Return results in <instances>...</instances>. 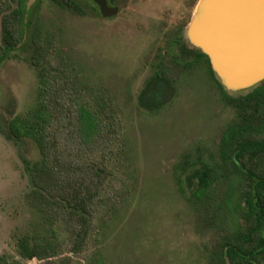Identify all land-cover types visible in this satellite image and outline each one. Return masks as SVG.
Segmentation results:
<instances>
[{"label":"rangeland","instance_id":"rangeland-1","mask_svg":"<svg viewBox=\"0 0 264 264\" xmlns=\"http://www.w3.org/2000/svg\"><path fill=\"white\" fill-rule=\"evenodd\" d=\"M117 1L118 12L104 17L41 0L30 30L72 60L85 98L108 94L121 120L130 162L125 185L102 216L101 264H210L233 232L191 196L201 168H188L179 183L174 164L196 149L219 161L222 133L236 121V111L199 59V49L185 38L197 1ZM26 39L27 31L0 62V264H38L20 257L16 242L26 234L51 236L32 184L41 155L29 136L9 128L15 119H31L36 106L37 70L28 61ZM246 89L226 90L236 97ZM236 221L247 233L249 221ZM75 260L88 264L83 256Z\"/></svg>","mask_w":264,"mask_h":264},{"label":"trees","instance_id":"trees-1","mask_svg":"<svg viewBox=\"0 0 264 264\" xmlns=\"http://www.w3.org/2000/svg\"><path fill=\"white\" fill-rule=\"evenodd\" d=\"M40 1L26 11V0H0V62L27 31L28 61L37 70L31 119H15L9 128L17 136H29L39 150L41 160L32 184L39 191L51 232L48 239L19 237L17 253L38 264H79L75 258L82 256L88 264H101L102 216L125 185L129 151L112 98L104 92L85 98L83 80L72 60L48 37L30 31ZM50 1L75 12L89 8L100 13L93 0ZM197 55L237 118L222 133L219 161L204 157L198 149L188 150L174 164V179L180 183L181 175L198 165L202 175L191 196L202 199L207 211L228 222L233 232L210 264H228L226 258L229 264H264V80L243 95L231 96L216 78L208 56L200 50ZM160 72L159 68L153 77ZM238 218L249 221L247 233L239 230ZM242 241L249 246L243 247Z\"/></svg>","mask_w":264,"mask_h":264},{"label":"water","instance_id":"water-1","mask_svg":"<svg viewBox=\"0 0 264 264\" xmlns=\"http://www.w3.org/2000/svg\"><path fill=\"white\" fill-rule=\"evenodd\" d=\"M35 1L26 0V11ZM93 1L104 17L118 12L107 0ZM200 1L185 38L208 56L221 84L228 90H240L264 80V0H202L204 5ZM198 5L202 10H197Z\"/></svg>","mask_w":264,"mask_h":264},{"label":"bare ground","instance_id":"bare-ground-1","mask_svg":"<svg viewBox=\"0 0 264 264\" xmlns=\"http://www.w3.org/2000/svg\"><path fill=\"white\" fill-rule=\"evenodd\" d=\"M203 2H204V1L201 0L199 4L202 5ZM203 5H204V3H203ZM200 9L202 10V6L200 7V6L198 5L197 10H200ZM197 12H198V11H197Z\"/></svg>","mask_w":264,"mask_h":264}]
</instances>
